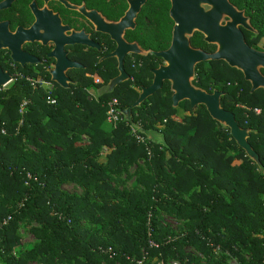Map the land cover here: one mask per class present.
Instances as JSON below:
<instances>
[{"label":"trees","instance_id":"1","mask_svg":"<svg viewBox=\"0 0 264 264\" xmlns=\"http://www.w3.org/2000/svg\"><path fill=\"white\" fill-rule=\"evenodd\" d=\"M87 1L111 20L125 8ZM230 2L245 10L264 36V0ZM169 8L168 0H147L137 34L127 31L126 39L145 49L167 48L173 26ZM102 35L112 50L113 41ZM190 41L195 48L214 49L198 32ZM100 55L93 50L85 69L69 74L76 84L63 88L53 82L51 103L44 88L26 77L52 82L53 63L21 67L9 51L0 50L2 69L22 74L0 86V264H200L186 248L205 264H229L216 250L238 264H264V174L228 128L203 105L182 101L174 108L168 81L132 109L134 123L160 132L162 139L139 132L146 139L137 140L123 119L107 124V102L116 98L119 109L131 106L140 88L151 84L160 59L128 55L124 65L131 79L99 97L92 89L118 74L116 59L99 61ZM194 84L223 92L221 106L251 130L248 142L264 166V90L251 93L243 74L223 61L198 64ZM123 174L134 177L133 187L124 188ZM163 214L178 220L180 230L166 224ZM21 224L36 241L16 252Z\"/></svg>","mask_w":264,"mask_h":264},{"label":"water","instance_id":"2","mask_svg":"<svg viewBox=\"0 0 264 264\" xmlns=\"http://www.w3.org/2000/svg\"><path fill=\"white\" fill-rule=\"evenodd\" d=\"M147 0H127L128 8L117 20L105 18L95 9H86L83 5H71L79 10L93 25L95 31L107 34L115 43L113 51L103 56L115 58L118 74L106 84L96 89V95L112 93L117 85L131 79L125 70V57L128 54H152L160 58L163 63L151 70L152 81L149 86H142L137 100L129 107L119 109L122 119L138 128L139 132L146 135L149 140L157 141L163 136L153 129H143L132 118V109L139 107L145 99L160 90L165 81L170 84L172 92V105L174 108L182 101H188L191 107L203 105L210 117L221 126L228 128L236 144L264 174L259 155L248 142L251 130L242 128L235 119L234 113L224 109L220 100L222 91L214 89L212 92L194 84L196 65L204 61H223L230 67L239 70L246 81L251 84L250 92L258 89L264 90V76L259 69L264 68V52L249 47L239 29V25L251 29L243 10H239L230 0H168L170 2L169 17L173 21L171 40L169 46L161 51H145L137 42H128L124 38L126 29H133L136 18ZM9 0L0 2V9L7 6ZM44 11V10H43ZM53 20L55 16L47 13ZM35 23L29 28L17 27L15 31L9 29L8 22L0 21V50H7L13 63L25 67L26 65L40 64V60L23 50L25 42H40L46 45L49 41L54 43V48L47 54L55 63L50 70V79L63 88L76 84L66 73L68 69L79 67L78 63L66 57L64 46L83 45L98 48V44L89 38L83 31L70 30L62 26L60 19H56V32L48 35L40 31L41 23L38 15ZM195 32H200L207 43L216 45L214 52H206L195 48L190 43V38ZM12 81L9 71L0 66V86H7Z\"/></svg>","mask_w":264,"mask_h":264},{"label":"flooded vegetation","instance_id":"3","mask_svg":"<svg viewBox=\"0 0 264 264\" xmlns=\"http://www.w3.org/2000/svg\"><path fill=\"white\" fill-rule=\"evenodd\" d=\"M2 1H7V0H0V2H2ZM64 1L68 2L71 5H77V6L83 5L86 9H94V8L88 7L87 3H89V1H87V0H9V2H8L9 4L7 6H5L4 8L0 9V21L8 22L9 29L11 31H15L17 27H23V28L31 27L37 19L36 15H38V22L42 24V26H40V31L46 32L48 35H51L52 33L56 32V19L59 18L61 25L67 26L70 29V30L66 31V34H69L71 32V30L83 31L84 34H88L89 38H91L94 42H96L98 44V48H91V47H87V46H83V45H67V46H64V50L66 52V57L69 60L74 61V62L78 63L79 65H81L79 67L68 69L66 71V73L69 76V74L74 75L77 72H79V70L85 69V64L83 62L86 60L85 59L86 55L91 54L92 51L95 50L101 54L100 55V59H101L103 56L107 55L108 53H110L111 51L114 50L115 43L113 42L114 48L112 50L108 51V48L105 45V39L106 38L102 35L103 33L95 31L92 23L79 10L72 9V8L68 7L64 3ZM106 2L109 3V6L111 8H116L117 5H125V8H124L122 14L116 20H112V21H117L124 14L126 9L128 8L127 0H106ZM143 6H142V8H143ZM142 8H141V10H142ZM95 10H97V9H95ZM141 10H140V12H141ZM239 10H243V9H239ZM97 11L100 12L105 18H107L101 11H99V10H97ZM243 12H244L245 17H247L249 25L251 27V29H248V28H245L243 25H239V29L242 32V35H243V38H244L246 44L249 47L254 48L257 51L264 52V36L260 35L259 30L254 26L252 19H251V16L247 15L245 13V10H243ZM47 13H50V15L55 16V19L53 20ZM139 13H138V15H139ZM138 15H137V18H138ZM137 18L135 20L136 21L135 27L133 29H126L125 30V32H124V38L125 39H126L125 35L127 34V31H134V34H137L135 32V29L137 27ZM108 20H111V19H108ZM171 33H172V30H171ZM198 33H200V32H198ZM201 35L203 36V34H201ZM203 39H204V36H203ZM170 40H171V38H170ZM126 41L137 42L139 44V46L141 48H143L137 40L129 41L126 39ZM190 43H191V41H190ZM169 44H170V42H169ZM207 44L214 47L213 51H211V52H214L216 50V45L210 44V43H207ZM53 48H54V43L50 42V41L46 45H43L40 42H25L23 44V50L25 52L29 53L30 55L37 57L41 62L40 64L46 62L47 60H50V62L53 63L51 66V69L53 68L55 61L53 58L47 57V54ZM143 49L145 51L151 50V49H145V48H143ZM199 49H201V48H199ZM42 51L45 52L46 58L42 54ZM151 51H155V50H151ZM211 52H209V53H211ZM81 54L84 55V58L79 57ZM128 55H132V54H128ZM134 55L146 57V56L152 55V54H148L146 56L138 55V54H134ZM100 59H99V61H100ZM204 62H207V61H204ZM138 63H140V65L142 64L141 61H139ZM161 63H163V61L160 59V64ZM124 64H125V62H124ZM259 71L264 76V68L261 67L259 69ZM49 73H50V71H49ZM195 78H196V69H195ZM194 81H195V79H194ZM249 85L251 87L250 83H249Z\"/></svg>","mask_w":264,"mask_h":264},{"label":"rangeland","instance_id":"4","mask_svg":"<svg viewBox=\"0 0 264 264\" xmlns=\"http://www.w3.org/2000/svg\"><path fill=\"white\" fill-rule=\"evenodd\" d=\"M217 89H219V88H217ZM94 91H96V88L92 89V92H94ZM184 113L185 112L183 110H180L179 116L184 115ZM107 124H110V123L108 122ZM83 140H86V138L83 137ZM133 170H134V167H131L130 171L132 172ZM122 178L125 179L124 188H131L135 185L134 177H132L130 179L129 178L126 179L125 174H123ZM65 188L67 190H70V191L71 190H78L77 192H75V191L74 192L80 194V189H78V188L72 189L71 186H65ZM163 221L166 224L170 225L171 228H173L174 230H180V227H179L180 222L178 220H176L175 218H173L172 216L167 215V214H163ZM18 233L20 235V242H19V245H17L14 248V251H16V252H18L19 250H26V248L28 246L33 245L34 242L36 241V239L30 233L28 225L21 224L19 227ZM186 249H187V251L194 253V255L197 257V260L199 261L200 264H205L204 258L199 253L193 252L192 248H186ZM215 254L216 255H225L226 260L229 264H238L236 258H234L230 255L228 256L227 253L224 251L216 250ZM29 264H39V263L31 262Z\"/></svg>","mask_w":264,"mask_h":264},{"label":"built area","instance_id":"5","mask_svg":"<svg viewBox=\"0 0 264 264\" xmlns=\"http://www.w3.org/2000/svg\"><path fill=\"white\" fill-rule=\"evenodd\" d=\"M13 63V62H12ZM139 64V63H138ZM134 65V64H133ZM50 71V70H49ZM11 74V73H10ZM12 75V81L7 85V86H4L2 88H6L8 87L10 84H12L15 80H16V77L18 76H22V74L18 73V72H14L11 74ZM87 76H90V77H93L92 74L88 73ZM27 80H29L31 82V84L33 86H36V84H40L45 92L47 93V98H48V101L51 102V103H54L55 100L54 98L51 96L52 94V90L54 88V84H53V81L52 82H48V81H45L43 80L41 77H37V78H31V77H26ZM98 82V80H97ZM97 89V88H96ZM96 93V92H95ZM97 96V95H96ZM27 101H24L21 106H20V111L22 112L23 108L25 107ZM107 121L112 125L114 126L120 119H122V115L121 113L119 112V108H118V100L116 98H111L108 102H107ZM256 113H259L260 110L257 109V108H254L253 109ZM131 125V128H132V133L134 134V136L137 138V140L139 141H144L146 138L142 135L139 134V130L138 128L134 127L132 124ZM139 125V124H138ZM140 126V125H139ZM2 133H4V130H1ZM151 244L153 245H156L154 242L151 241ZM160 264H164V263H160ZM168 264H180L179 261H171L169 262Z\"/></svg>","mask_w":264,"mask_h":264},{"label":"crops","instance_id":"6","mask_svg":"<svg viewBox=\"0 0 264 264\" xmlns=\"http://www.w3.org/2000/svg\"><path fill=\"white\" fill-rule=\"evenodd\" d=\"M106 122L108 123V121L106 120Z\"/></svg>","mask_w":264,"mask_h":264}]
</instances>
